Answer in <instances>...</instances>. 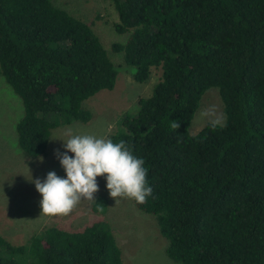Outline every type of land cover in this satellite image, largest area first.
I'll use <instances>...</instances> for the list:
<instances>
[{"label":"trees","instance_id":"obj_1","mask_svg":"<svg viewBox=\"0 0 264 264\" xmlns=\"http://www.w3.org/2000/svg\"><path fill=\"white\" fill-rule=\"evenodd\" d=\"M113 4L111 46L145 83L159 80L108 136L147 168L153 216L179 264H264V0H102ZM0 76L20 99L17 144L46 155L52 132L91 120L84 103L113 90L117 69L92 27L52 0H0ZM217 88L225 122L190 135L200 101ZM179 121L173 130L170 124ZM105 197L92 204L96 213ZM0 264H121L110 228L46 227L26 244L0 235Z\"/></svg>","mask_w":264,"mask_h":264},{"label":"rangeland","instance_id":"obj_2","mask_svg":"<svg viewBox=\"0 0 264 264\" xmlns=\"http://www.w3.org/2000/svg\"><path fill=\"white\" fill-rule=\"evenodd\" d=\"M52 3L92 27L117 69V79L113 90L101 91L84 103L92 115L88 123L71 122L54 130L46 155L31 158L17 144L15 126L23 112L21 101L0 76V235L13 245H24L46 227L79 231L102 221L110 228L121 251V264H179L168 258L167 241L160 235L153 216L136 209L131 199L110 198L106 176L96 178L99 190L94 200L98 196L107 200L101 213L94 212V200L87 199H81L67 216L41 213L42 197L31 181H44L49 172L66 178L56 155L65 152L64 142L69 138L66 133L107 139L119 130L125 114H135L138 100L148 97L159 80V71L155 70L145 83L136 82L133 69L126 66L120 54L112 51L113 44L124 43L127 38L115 31L118 17L112 3L102 0H52ZM224 122L218 89L211 88L200 101L189 133L196 135L208 123ZM67 154L74 156L71 152Z\"/></svg>","mask_w":264,"mask_h":264},{"label":"clouds","instance_id":"obj_3","mask_svg":"<svg viewBox=\"0 0 264 264\" xmlns=\"http://www.w3.org/2000/svg\"><path fill=\"white\" fill-rule=\"evenodd\" d=\"M180 124L173 120L170 127L177 130ZM66 135L69 138L64 142L65 152L56 153L66 178L49 172L44 181H31L42 197L41 213L67 216L81 199L94 200V194L99 190L96 182L99 176H106V188L110 198L115 201L117 198H127L143 204L152 195V188L147 184L148 170L144 167V160L134 156L124 141L114 143L110 139L76 135L71 131ZM68 152L74 156L70 157Z\"/></svg>","mask_w":264,"mask_h":264}]
</instances>
